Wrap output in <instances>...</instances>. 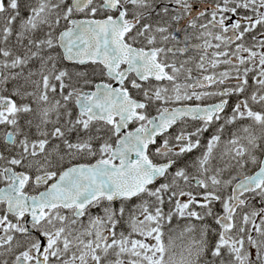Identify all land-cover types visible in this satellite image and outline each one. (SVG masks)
<instances>
[{"label":"snow or ice","instance_id":"snow-or-ice-1","mask_svg":"<svg viewBox=\"0 0 264 264\" xmlns=\"http://www.w3.org/2000/svg\"><path fill=\"white\" fill-rule=\"evenodd\" d=\"M0 264H264V0H0Z\"/></svg>","mask_w":264,"mask_h":264}]
</instances>
